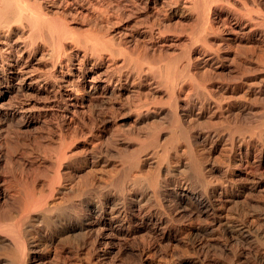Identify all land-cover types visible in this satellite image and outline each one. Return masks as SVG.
<instances>
[{
  "label": "bare ground",
  "instance_id": "obj_1",
  "mask_svg": "<svg viewBox=\"0 0 264 264\" xmlns=\"http://www.w3.org/2000/svg\"><path fill=\"white\" fill-rule=\"evenodd\" d=\"M0 264H264V0H0Z\"/></svg>",
  "mask_w": 264,
  "mask_h": 264
}]
</instances>
